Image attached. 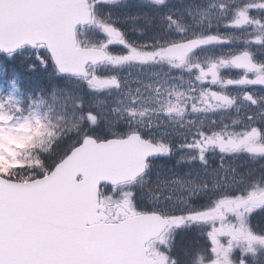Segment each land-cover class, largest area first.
<instances>
[{
  "label": "snow or ice",
  "instance_id": "6c2138e0",
  "mask_svg": "<svg viewBox=\"0 0 264 264\" xmlns=\"http://www.w3.org/2000/svg\"><path fill=\"white\" fill-rule=\"evenodd\" d=\"M0 264H264V0H0Z\"/></svg>",
  "mask_w": 264,
  "mask_h": 264
}]
</instances>
